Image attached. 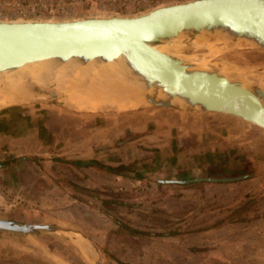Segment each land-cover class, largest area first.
<instances>
[{
	"label": "rangeland",
	"instance_id": "374dc122",
	"mask_svg": "<svg viewBox=\"0 0 264 264\" xmlns=\"http://www.w3.org/2000/svg\"><path fill=\"white\" fill-rule=\"evenodd\" d=\"M184 1L187 0H163L161 5ZM96 13V11L86 12L81 17L94 16ZM198 41L197 39H179V42L184 46V53L191 57L194 56L198 60L208 59L209 69L215 70L218 67L232 65L243 68L248 75L259 76L260 74L264 78L263 50L237 47L235 44H223L216 40L208 44L202 43L203 45ZM54 86L49 87L56 90L57 97L52 98L46 95L40 100H34V103L41 107L44 106L45 109H47L46 106H49L66 113L77 112L63 105L61 96H65L66 92L60 88L55 89L56 86ZM63 99L65 98L63 97ZM16 101L19 100L15 99L7 105L17 104ZM0 106H4V104L0 103ZM136 110L137 114L135 113L133 119L135 118L134 120L139 123V126L153 119L161 121L163 124L162 121H166L169 111H176L157 107ZM79 111L95 112L98 109L94 106ZM180 112L182 111L170 112V114L178 116L181 115ZM183 114L186 116L184 119H188L190 122L201 117L208 133L212 136L211 142L217 141L218 147L215 146L214 152L210 154L209 159L205 160V163H208L206 166L169 175L168 179L193 178L206 172H223L225 174L249 172L254 173V176L229 182H194L200 184L183 186L180 184H157L155 176L159 175H153L150 180L136 179L134 181L132 188L138 193L134 196L126 195V193L130 194V191L125 192L124 184H116L124 178H115L113 172H106L96 166H84L73 162L84 158L104 163L103 159L96 158L99 156L97 151L85 150L86 156L83 155V152L74 153L75 151L53 154L54 156L52 153H40L39 155H28L36 156L37 159L25 160L37 165L42 171V175L46 177L48 188L42 190L40 196L26 198L22 196V189L17 188V178L14 173H11L13 171L11 168H15L25 161L0 168V218L29 223H51L79 229L97 244L105 264H166L163 257H154L155 254H153L156 250H163L161 245L147 246V244L140 243V237L144 236H133L126 229L120 228L113 215L119 217L124 223L138 227L152 224L153 221L149 220L150 217H162L160 213H156L157 209L174 213L175 216L185 213L188 217L185 222L192 230L222 219L234 208H243L246 221L223 225L226 228L229 226L228 240L230 243L231 241L236 242L235 246L239 247L236 251L239 261L249 263L251 258L254 259L253 261L260 258V263L264 264V129L223 114L205 112H185ZM132 136L128 131L124 132L122 136L117 137L113 146L118 141L132 138ZM89 152L91 158L88 156ZM19 156L22 155L4 156L0 161L14 160ZM49 172L72 192L61 187ZM131 173L126 172V175H131ZM4 175H10L11 178L8 180L4 178ZM61 178L77 185L79 190L67 184L66 181H62ZM80 197H83V200ZM103 199L120 201L128 206L108 209L102 203ZM129 205H136V207ZM104 208L112 213L111 216L102 210ZM102 214L116 227L118 226L117 233L108 229L104 231L108 233L107 241L110 243L107 247H104L101 236L103 231L99 228L101 219L99 215L102 217ZM174 219H178V217ZM202 220L204 222H200ZM78 225L82 227L80 228ZM201 232L206 233V231ZM27 235L33 240L26 238ZM150 237L160 239L164 236ZM71 239V237L61 234H22L0 230V264H91L71 242ZM186 241L187 247L191 250L189 251L187 248L186 254L184 256L182 254L183 260L180 258L181 260L179 259L177 262H181V264L207 262L204 257L209 253L204 252L202 258V254H199L201 252H198L197 249L192 250L199 245L207 246L206 238L201 235H193L188 236ZM117 251L120 252L123 261L114 258ZM108 254L112 255L111 260H107Z\"/></svg>",
	"mask_w": 264,
	"mask_h": 264
},
{
	"label": "water",
	"instance_id": "95a60500",
	"mask_svg": "<svg viewBox=\"0 0 264 264\" xmlns=\"http://www.w3.org/2000/svg\"><path fill=\"white\" fill-rule=\"evenodd\" d=\"M96 14L79 15L72 19L0 21V72L43 60H54L58 64L73 60L77 68L85 67L89 62L101 66L119 61V80L123 83L135 82L139 86L135 94L138 103L127 110L107 107L98 111L157 107L182 112L217 113L264 129V83L252 81L245 85L237 77H227L209 68H193L185 60L155 49L157 45L171 43L175 38L197 39L202 43L216 38L217 42L235 45L245 40L250 44L244 48L264 51V0H187L160 5L136 16ZM73 72L72 69L70 77ZM58 82L55 78L44 81L43 86L29 91L28 98L57 97L56 90L51 87L62 83ZM124 94L120 96L124 97ZM141 136L140 133L120 140L115 146L130 143ZM37 158L22 155L14 160L0 161V168ZM73 162L107 170L89 160ZM49 174L61 187L72 192L51 172ZM252 176L254 173L249 172H206L193 178L157 179L155 182L184 185L229 182ZM80 198L83 200V197ZM0 230L71 237V242L91 264H105L97 244L76 228L0 218ZM78 237L88 242L93 253L82 252L75 243Z\"/></svg>",
	"mask_w": 264,
	"mask_h": 264
},
{
	"label": "crops",
	"instance_id": "0c3cea01",
	"mask_svg": "<svg viewBox=\"0 0 264 264\" xmlns=\"http://www.w3.org/2000/svg\"><path fill=\"white\" fill-rule=\"evenodd\" d=\"M46 108L37 105L34 101L0 106V159L12 155L28 156L40 153H52L53 155L74 151V153L83 152L86 156L85 150L97 151L99 156L96 158L103 159L104 163H100L104 165L130 164L133 170L132 173L130 172L131 175L125 176L114 172L113 175L115 178H124L116 184L125 185L123 186L125 192L130 191V194L126 193V195L136 196L138 193L132 188L136 179L150 180L153 175H159L155 176L156 180L168 179L169 175L190 171L199 166L204 167L208 164L205 160L209 159L215 146L218 147L217 141L211 142L212 136L208 133L204 120L199 117L190 122L184 119L186 116L183 113L185 112H180L181 115L177 116L170 114L176 111H169L166 121H162L163 124L153 119L139 126L135 118L133 119L137 114L136 109L118 112L66 113L58 111L57 108L49 106ZM126 131L133 136L140 133L142 136L130 143L113 146L117 137L122 136ZM90 154L89 152V158H91ZM86 160L99 163L92 159ZM11 169H13L11 173H14L17 178V188L22 189V196L26 198L40 196L42 190L48 188L46 177L31 161L22 162ZM4 178L9 180L11 176L4 175ZM99 217L101 218L99 228L103 231L101 232L102 240L104 247H107L110 243L107 241L108 233L104 231L108 229L117 233L118 226L116 227L103 214ZM199 229L195 228L189 233L176 236L161 237L163 241L144 236L140 237V243L147 244V246L161 245L163 250H156L155 252L159 254L154 252V257H163L166 264H181L177 261L186 254L187 237L201 235L206 238L207 246L199 245L194 249L201 252L199 254H202V258L204 252L209 253L204 257L207 262L203 264H261L260 258L256 261L251 258L249 263H242L238 260L236 251L239 247L235 246L236 242L231 241L230 243L228 240L229 226L227 228L216 227L206 233ZM28 236L26 238L33 240ZM188 250L190 251L191 248ZM114 258L123 261L119 251L116 252ZM111 259L108 258V260Z\"/></svg>",
	"mask_w": 264,
	"mask_h": 264
},
{
	"label": "bare ground",
	"instance_id": "6f19581e",
	"mask_svg": "<svg viewBox=\"0 0 264 264\" xmlns=\"http://www.w3.org/2000/svg\"><path fill=\"white\" fill-rule=\"evenodd\" d=\"M136 15H127L126 17ZM1 20L22 21L21 19ZM215 40L216 38L207 39L205 43L208 44ZM200 44H202V42ZM249 44L250 43L245 40H240L237 42V47H245V45ZM198 47H200V45H198ZM155 49L160 52L170 54L177 59L185 60L193 68H209L208 59L198 60L195 59L194 56L191 57L186 55L184 53V46L177 38H175L171 43H161L157 45ZM92 64V62H89L85 67L77 68L75 67L76 65L73 60L67 61L64 64H58L54 60H43L24 64L16 69L4 70L0 72V103L7 105L12 103V101H15V99L19 100L16 101L18 102L17 104L22 103V101L24 103L34 101L28 98L29 91L36 86H43L44 81L53 78L62 82H58L60 84H57L55 89L60 88L66 92L65 94L67 96H61L63 104L76 110H84L88 107L91 108L94 106L98 110L107 107L112 109H127V107L138 103L135 94L137 93L139 86L135 82L123 83V81L119 80L121 70L119 61L106 63L101 66H95ZM72 69L74 72L70 77L69 74ZM215 70L227 77H237L245 85L251 83L252 81L264 83V78L260 76L259 73V76H251L245 73L244 69L241 67L227 65L218 67ZM88 78H90V81ZM122 93H125L124 97L120 96ZM63 97L65 99H63ZM75 243L78 247H80L82 252L93 253V250L89 247L86 240L78 237V239L75 240Z\"/></svg>",
	"mask_w": 264,
	"mask_h": 264
},
{
	"label": "built area",
	"instance_id": "2783aa9c",
	"mask_svg": "<svg viewBox=\"0 0 264 264\" xmlns=\"http://www.w3.org/2000/svg\"><path fill=\"white\" fill-rule=\"evenodd\" d=\"M162 3L163 0H0V20L67 19L92 11L135 15Z\"/></svg>",
	"mask_w": 264,
	"mask_h": 264
},
{
	"label": "trees",
	"instance_id": "16d2710c",
	"mask_svg": "<svg viewBox=\"0 0 264 264\" xmlns=\"http://www.w3.org/2000/svg\"><path fill=\"white\" fill-rule=\"evenodd\" d=\"M100 165L104 166L107 168V170L109 172H114L116 174H120L122 175V173H126V172H132V168L130 166V164H120L117 166H107V165H103L102 163L99 162ZM102 169V168H101ZM239 170V169H238ZM62 181H66L67 184L78 188L77 185L70 183L67 180H63V178H61ZM196 184H200V183H192V184H184L183 186H193ZM79 190V188H78ZM102 203H104L108 209H115L119 206H128L125 205L124 203L120 202V201H116V200H111V199H103ZM131 207H136V205H129ZM233 209V208H232ZM105 213H107L108 215L111 216L112 213H110L107 208L102 209ZM156 213H160L162 215V217L156 216V217H150L149 220H152L153 223L152 224H146V225H140L138 227L132 226L130 223H124L123 221L120 220L119 217H117L116 215H113L115 222L120 226V228H124L126 229L131 235L133 236H175V235H179V234H184L187 232H191V227L189 225H187V223L185 221H187L186 214L185 213H180V214H175L174 213H168L165 212L163 210H159L157 209ZM178 219H174L177 218ZM226 217V218H225ZM225 217H223L222 219L216 220L212 223H210L209 225H206L205 227H201L199 230L200 231H210L213 228L216 227H220L223 226L226 223H238V222H244L246 221V215L244 214V210L243 208H234L233 210L229 211ZM192 219H194L195 217H191ZM200 222H204L203 220ZM182 223V225H181ZM196 249H193V251H195ZM111 259L110 256L107 257V260Z\"/></svg>",
	"mask_w": 264,
	"mask_h": 264
},
{
	"label": "flooded vegetation",
	"instance_id": "af4514ba",
	"mask_svg": "<svg viewBox=\"0 0 264 264\" xmlns=\"http://www.w3.org/2000/svg\"><path fill=\"white\" fill-rule=\"evenodd\" d=\"M107 171V170H106ZM99 248V247H98ZM99 251H100V249H99ZM101 252V251H100ZM102 254V253H101Z\"/></svg>",
	"mask_w": 264,
	"mask_h": 264
}]
</instances>
